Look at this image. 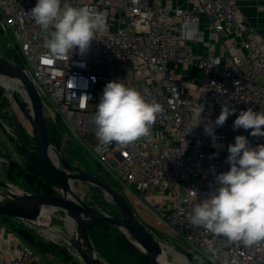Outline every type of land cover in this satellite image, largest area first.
<instances>
[{
    "label": "built area",
    "instance_id": "built-area-1",
    "mask_svg": "<svg viewBox=\"0 0 264 264\" xmlns=\"http://www.w3.org/2000/svg\"><path fill=\"white\" fill-rule=\"evenodd\" d=\"M36 2L0 0V29L3 37L13 36L22 58L8 54L32 79L44 106L51 103L67 116L97 161L160 206L177 233L212 264H264V241L231 243L190 220L193 207L218 187L215 176L229 170L227 146L235 137L246 136L253 147L264 144L250 130L233 129L236 115L215 128L216 147L203 122L186 135L198 104L213 122L223 104L237 115L264 110V36L238 0H70L104 12L108 28L96 33L84 54L76 50L63 59L45 47L54 29L45 32L35 23L30 10ZM117 80L162 108L151 134L125 147L102 144L93 121L103 88ZM16 243L8 258L0 247V264H50L24 241Z\"/></svg>",
    "mask_w": 264,
    "mask_h": 264
},
{
    "label": "clouds",
    "instance_id": "clouds-1",
    "mask_svg": "<svg viewBox=\"0 0 264 264\" xmlns=\"http://www.w3.org/2000/svg\"><path fill=\"white\" fill-rule=\"evenodd\" d=\"M30 15L43 31L54 29L45 47L60 59L76 50L84 54L96 33L108 28L104 12L88 6L75 7L70 0H37ZM161 111V105L149 101L141 91L126 86L123 81H109L93 115L95 135L102 144L115 142L125 147L149 136ZM203 113V104L192 109L193 123L186 135L203 122L205 134L213 139V147L217 146L215 128L222 127L233 115H236L234 130H250L251 136L264 137V110L248 108L237 115L234 107L223 104L214 122ZM227 151L229 170L215 176L218 187L193 207L190 220L214 236L251 247L264 241V144L253 147L246 136L237 135Z\"/></svg>",
    "mask_w": 264,
    "mask_h": 264
},
{
    "label": "rangeland",
    "instance_id": "rangeland-1",
    "mask_svg": "<svg viewBox=\"0 0 264 264\" xmlns=\"http://www.w3.org/2000/svg\"><path fill=\"white\" fill-rule=\"evenodd\" d=\"M8 53L17 57L18 60L22 58L13 36L3 37L0 29V54L7 55ZM185 81L187 82V80ZM14 94L12 88L6 87L0 82V182L9 184V188L0 184V200L3 199L1 192L8 189L20 193H33L35 190L47 189L56 193L60 188L53 186L38 167H34L30 156L23 149V145H25L38 159L31 127L18 107L13 97ZM18 96L22 98L21 94ZM49 107L45 106V116L48 130L55 137L52 144L54 152L56 151L58 154L60 167H64L62 161L64 158L70 165L80 167L104 179L120 191L138 219L162 243L161 255L164 258L177 264H212L207 256L197 251L192 244L177 233L175 227L161 213L160 206L142 197L135 187L122 184L112 173L107 171V165L97 161L90 142L72 129L67 116L57 113L53 104L50 103ZM75 188L78 194L92 206L110 213H120L116 202L96 186L84 181H76ZM8 197L5 195L4 200L9 199ZM8 218L0 217V220L7 224L12 223ZM13 219L21 227H25L31 232L33 239H25V242L50 264H85L81 255L74 249L77 238L67 225L71 219L63 211L52 212L42 209L40 217L29 220L30 222L14 217ZM87 227L93 248L97 255L104 262L106 261L105 263L148 264L138 252L120 246L117 239L118 231H121L131 242L133 241L132 237H128L118 227L112 226L104 229L91 223L87 224ZM45 243L58 244L68 250L70 254H65V257L52 255L43 247Z\"/></svg>",
    "mask_w": 264,
    "mask_h": 264
},
{
    "label": "water",
    "instance_id": "water-1",
    "mask_svg": "<svg viewBox=\"0 0 264 264\" xmlns=\"http://www.w3.org/2000/svg\"><path fill=\"white\" fill-rule=\"evenodd\" d=\"M0 76L15 81L26 92L29 102L20 98L18 93L13 97L29 122L38 159L25 145L23 149L47 180L53 186L60 188L58 192L51 194L38 192L17 194L9 189L3 191L1 192L3 199L0 200V216L35 220L40 217L42 209L52 212L63 211L67 217L78 224L84 236L85 243L77 238L74 247L85 264H107L95 252L86 224V221L90 219L104 220L118 227L128 237L131 236V240L149 264H167L160 258L163 251L162 243L138 219L120 191L104 179L80 167L70 165L64 158L62 159L64 167H60L58 154L54 152V145L50 142L43 100L32 79L18 63L10 58L9 54L7 56L0 54ZM52 152H54L53 155ZM76 181L90 183L105 192L116 202L120 213H110L92 206L76 191ZM0 184L9 188L6 182H0ZM5 195L9 196V199L4 200Z\"/></svg>",
    "mask_w": 264,
    "mask_h": 264
},
{
    "label": "crops",
    "instance_id": "crops-1",
    "mask_svg": "<svg viewBox=\"0 0 264 264\" xmlns=\"http://www.w3.org/2000/svg\"><path fill=\"white\" fill-rule=\"evenodd\" d=\"M181 1L182 0H172L174 4ZM238 4L246 19L255 27H257L258 33L261 36H264V0H238ZM9 218L11 219L9 222H12L10 224L0 220V227H2V229H0V247L7 258L9 257L10 253L17 248V239L25 241L13 226L17 224L19 225V223H16L13 217ZM10 238H12V240ZM41 257L44 259L43 256Z\"/></svg>",
    "mask_w": 264,
    "mask_h": 264
},
{
    "label": "trees",
    "instance_id": "trees-1",
    "mask_svg": "<svg viewBox=\"0 0 264 264\" xmlns=\"http://www.w3.org/2000/svg\"><path fill=\"white\" fill-rule=\"evenodd\" d=\"M49 137H50V142L54 143L55 137L53 136V133H51V131H49ZM32 161V160H31ZM33 162V161H32ZM34 167H37L35 165V163L33 162ZM35 192L38 193H52V191H49L47 189L44 190H35ZM1 218H7L5 216H0ZM93 224L96 225L99 228H109L112 227V225H110L109 223H107L104 220H100V219H90V221H86V224ZM15 230L22 236V238L25 240H32L33 239V235L31 234V232L26 229L25 227H21V225H13ZM119 232V236H118V242L120 244V246H122L125 249H130L134 252H138L141 257L143 258V260H145V262L148 263V261H146V259L143 257V255L140 253V251L138 250V248L133 244V242H131L121 231ZM25 240V241H26ZM24 241V242H25ZM26 243V242H25ZM27 244V243H26ZM47 251H49V253H52L54 255L60 256V257H65L66 255L70 254V252L68 250H66L64 247L58 245V244H53V243H45L43 246ZM33 249V248H32ZM44 249V250H45ZM34 250V249H33ZM35 251V250H34ZM36 252V251H35ZM37 253V252H36ZM38 254V253H37ZM66 254V255H65ZM69 257V256H68ZM69 259V258H68ZM149 264V263H148Z\"/></svg>",
    "mask_w": 264,
    "mask_h": 264
},
{
    "label": "bare ground",
    "instance_id": "bare-ground-1",
    "mask_svg": "<svg viewBox=\"0 0 264 264\" xmlns=\"http://www.w3.org/2000/svg\"><path fill=\"white\" fill-rule=\"evenodd\" d=\"M0 82L3 83L6 87H9V88H12V90L14 91V93H18V94H21L22 98L26 101H28V97H27V94L26 92L24 91V89L19 86L15 81L11 80V79H8L6 77H3V76H0ZM29 102V101H28ZM29 104V103H28ZM54 152H52V155H53ZM14 192V191H12ZM14 193H17V194H20V192H14ZM67 225H69L71 231L73 230L74 232V236L76 238H79L81 240L82 243H85V239H84V236L83 234L81 233L80 229L78 228V224L76 222H74L73 220H69L67 222ZM131 237V236H130ZM74 246V245H73ZM75 249V248H74ZM76 250V249H75ZM78 252V251H77ZM79 253V252H78ZM80 254V253H79ZM162 259V261H164L165 263L167 264H177L171 260H168L166 258H164L162 255L160 257ZM106 262V261H105ZM110 263V262H109Z\"/></svg>",
    "mask_w": 264,
    "mask_h": 264
}]
</instances>
